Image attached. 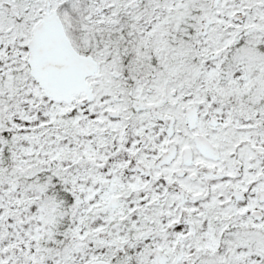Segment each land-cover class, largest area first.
<instances>
[{
  "label": "snow or ice",
  "instance_id": "1",
  "mask_svg": "<svg viewBox=\"0 0 264 264\" xmlns=\"http://www.w3.org/2000/svg\"><path fill=\"white\" fill-rule=\"evenodd\" d=\"M0 264H264V0H0Z\"/></svg>",
  "mask_w": 264,
  "mask_h": 264
}]
</instances>
